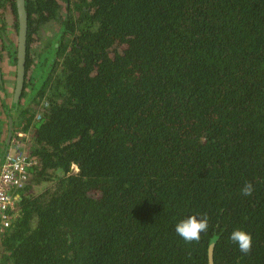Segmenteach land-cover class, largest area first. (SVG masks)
<instances>
[{
  "label": "trees",
  "instance_id": "trees-1",
  "mask_svg": "<svg viewBox=\"0 0 264 264\" xmlns=\"http://www.w3.org/2000/svg\"><path fill=\"white\" fill-rule=\"evenodd\" d=\"M26 9L25 90L2 106L37 163L0 215V264H208L210 247L214 264H264V0ZM194 214L208 227L185 241L175 225Z\"/></svg>",
  "mask_w": 264,
  "mask_h": 264
},
{
  "label": "built area",
  "instance_id": "built-area-1",
  "mask_svg": "<svg viewBox=\"0 0 264 264\" xmlns=\"http://www.w3.org/2000/svg\"><path fill=\"white\" fill-rule=\"evenodd\" d=\"M36 119H41V114H38ZM28 137V134L14 130L4 153V160L0 166V215L2 217L9 209L15 208L13 192L24 186L29 177V169L37 163L28 150ZM72 171L77 172L78 167L73 165ZM3 226H9L6 220L3 221Z\"/></svg>",
  "mask_w": 264,
  "mask_h": 264
},
{
  "label": "water",
  "instance_id": "water-1",
  "mask_svg": "<svg viewBox=\"0 0 264 264\" xmlns=\"http://www.w3.org/2000/svg\"><path fill=\"white\" fill-rule=\"evenodd\" d=\"M16 9H17V15H18V31H17V39L15 41V44H16V66H15L16 85H15V89H14L13 96H12V104L13 103L17 104L19 102L23 89H24L26 62H27L26 60H27V33H28V12L26 9V0H16ZM10 41H12L11 38H10ZM1 79H2V74L0 72V80ZM9 124H10V130L8 133L7 141L5 143V148H4L5 151L11 141L13 131H14L13 130V118L9 119ZM2 161H1V164L3 163ZM213 254H214L213 247H210L209 255H208V264H214Z\"/></svg>",
  "mask_w": 264,
  "mask_h": 264
},
{
  "label": "clouds",
  "instance_id": "clouds-1",
  "mask_svg": "<svg viewBox=\"0 0 264 264\" xmlns=\"http://www.w3.org/2000/svg\"><path fill=\"white\" fill-rule=\"evenodd\" d=\"M252 192V186L246 184L242 189L244 195H249ZM208 227V219L204 214H194L186 219L179 221L175 225L176 233L185 241L199 240L200 235ZM230 239L236 243L242 253H246L252 246V236L249 232L243 229H235L230 235Z\"/></svg>",
  "mask_w": 264,
  "mask_h": 264
},
{
  "label": "rangeland",
  "instance_id": "rangeland-1",
  "mask_svg": "<svg viewBox=\"0 0 264 264\" xmlns=\"http://www.w3.org/2000/svg\"><path fill=\"white\" fill-rule=\"evenodd\" d=\"M0 12H3L1 10ZM4 18H5V24L7 25V30L9 33V37H11L14 41H16V31L13 29V24L15 23L14 16L11 12L7 9L6 12H3ZM1 15V13H0ZM11 66V67H10ZM10 69L14 70L11 71ZM11 71V72H10ZM0 72L2 74V80L4 79L5 87L8 86V88L11 91L12 84L11 82H14L15 79V65L10 63V58L7 54V52H1L0 53ZM10 72V74H9ZM7 79V80H6ZM13 96V95H12ZM3 100L5 101L6 105L11 108L12 106V97L6 95L4 91L0 90V142L7 141L8 133L10 130V124L9 119L14 117V114H11L9 111V108H4L2 106Z\"/></svg>",
  "mask_w": 264,
  "mask_h": 264
},
{
  "label": "flooded vegetation",
  "instance_id": "flooded-vegetation-1",
  "mask_svg": "<svg viewBox=\"0 0 264 264\" xmlns=\"http://www.w3.org/2000/svg\"><path fill=\"white\" fill-rule=\"evenodd\" d=\"M13 27V29H15V26L13 25L12 26ZM15 31H16V36H17V31L18 30H16L15 29ZM11 38V37H10ZM11 40L15 43V41L11 38ZM1 52H5V51H3V47H2V45H0V53ZM27 61V60H26ZM11 63V62H10ZM26 64H27V62H26ZM16 66V65H15ZM11 67V66H10ZM11 71H14V70H12V69H10ZM10 71V72H11ZM10 72H9V74H10ZM15 74V79H14V82H11V84H12V87H11V91H10V89L8 88V86H6L5 87V90H6V94H8V96L10 97H12V95H13V92H14V89H15V85H16V69H15V72H14ZM2 80V79H1ZM7 80V79H6ZM3 81H4V79H3ZM4 85H5V83H4ZM23 90H25V86H24V89ZM23 93V92H22ZM23 101H21V103H22ZM5 143H6V141H5Z\"/></svg>",
  "mask_w": 264,
  "mask_h": 264
}]
</instances>
